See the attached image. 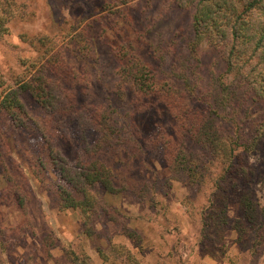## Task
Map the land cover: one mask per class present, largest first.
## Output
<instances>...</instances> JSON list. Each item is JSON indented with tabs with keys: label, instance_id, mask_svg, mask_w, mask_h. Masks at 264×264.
Returning a JSON list of instances; mask_svg holds the SVG:
<instances>
[{
	"label": "rangeland",
	"instance_id": "rangeland-1",
	"mask_svg": "<svg viewBox=\"0 0 264 264\" xmlns=\"http://www.w3.org/2000/svg\"><path fill=\"white\" fill-rule=\"evenodd\" d=\"M15 1L10 34L0 41L5 78L12 80L23 72L19 55L37 56L38 48L27 40L47 35L76 70L74 82L84 99L110 104L117 112L115 119L126 124L127 134L132 132L135 142L138 138L145 143L139 145L144 148L140 154L134 143L128 152L114 146L98 156L113 170L118 193L99 188L110 209L93 211L95 233L87 238L80 212L60 207L59 180L51 172L49 151L37 126L44 121L42 109L31 96H22L34 118L23 129L13 127L0 111V228L10 240L14 236L16 244L7 260L0 250V264H264V105L225 75L219 49L196 44L193 10H183L173 0ZM121 45L136 50L157 79L193 93L198 107L220 108L230 134L255 144L244 156L247 175L226 191L224 201H219L222 207L207 210L204 194L189 185L184 173L167 167L158 140L169 134L172 121L159 104L140 111L131 100L132 90L118 80L119 64L112 56ZM231 83L226 92L223 84ZM231 91L236 92L234 99ZM1 93L0 89V98ZM228 94V103L219 105L217 101ZM98 138L96 132L83 133L71 125L55 139V146L73 162ZM38 159L46 166L40 173L34 171ZM16 193L25 198L26 212ZM244 200L255 204L259 223L254 226L248 223ZM223 211L225 224L220 226L216 218ZM202 221L214 226L210 230ZM118 246L129 250L133 259L118 255ZM70 251L81 256L78 262Z\"/></svg>",
	"mask_w": 264,
	"mask_h": 264
},
{
	"label": "trees",
	"instance_id": "trees-1",
	"mask_svg": "<svg viewBox=\"0 0 264 264\" xmlns=\"http://www.w3.org/2000/svg\"><path fill=\"white\" fill-rule=\"evenodd\" d=\"M173 1L183 10H193L196 44L208 43L219 49L226 63L225 75L264 105V0ZM16 6L15 0H0V41L10 34L9 24L16 17ZM27 14L28 11L21 18H26ZM27 41L38 48V53L34 58H23L18 54L23 72L9 80L0 70V111L10 119L13 127L23 129L34 118L22 96H31L42 109L44 121L38 122L37 126L49 151L51 172L59 180L60 207L80 212L84 235L93 238V211L97 208L110 209L99 188H104L109 194L118 193L113 170L97 159L98 156L114 146H122V150L128 152L129 145L134 143L135 151L140 154L144 148L139 145L145 142H140L138 138L135 142L132 132L127 134L126 124L115 119L113 114L117 112L110 104L104 106L84 99L74 82L77 79L76 70L70 68L64 50L57 49L53 39L40 35ZM93 50L94 55L100 57L95 48ZM112 56L119 64L116 72L118 80L132 90L134 100L130 99L138 104L140 111L150 110L159 104L172 121L169 134L163 133L158 140L163 147L167 167L184 173L191 183L189 185L204 194L207 210L222 207L219 201H224L226 191L237 183V178L248 173L244 156L254 149L253 141L247 143L230 134L223 124L226 118L221 116L220 108H213L214 105L198 107L193 91L188 94L179 90L173 82L168 84L160 77L157 79L159 75L148 67L136 50L121 45L119 50L113 49ZM223 86L227 92L232 83ZM230 93L234 99L236 92ZM230 99L228 94L225 100L220 98L217 103L222 105L223 101L228 103ZM71 125L77 126L83 133L99 134L98 140L82 148L73 162L55 146V139L62 137ZM38 161L39 167H34L37 172L46 168L41 159ZM15 195L23 209L21 211L26 212L25 198L17 193ZM243 205L247 210L248 223L253 226L259 223L255 204L244 200ZM222 213V217L218 215L216 218L220 226L225 224V211ZM109 215L115 221L114 214ZM210 219L214 222L215 215H211ZM212 221L209 224L202 221L201 225H210L211 230L214 226ZM5 232L0 228V250L2 258L7 260L16 244L14 236L10 240ZM14 232L17 231L14 229ZM115 252L133 259L125 247H115ZM69 255L76 262L81 257L75 251H70ZM82 257L87 263L89 257L85 252Z\"/></svg>",
	"mask_w": 264,
	"mask_h": 264
}]
</instances>
